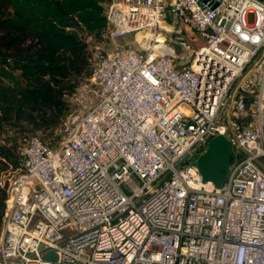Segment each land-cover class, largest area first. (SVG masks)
Returning a JSON list of instances; mask_svg holds the SVG:
<instances>
[{
    "label": "built area",
    "instance_id": "1",
    "mask_svg": "<svg viewBox=\"0 0 264 264\" xmlns=\"http://www.w3.org/2000/svg\"><path fill=\"white\" fill-rule=\"evenodd\" d=\"M105 15L57 144L29 138L0 174V264H264V56L234 97L233 137L221 116L264 46V0H113ZM135 32L146 48L114 43ZM218 134L234 156L216 187L192 161Z\"/></svg>",
    "mask_w": 264,
    "mask_h": 264
},
{
    "label": "trees",
    "instance_id": "2",
    "mask_svg": "<svg viewBox=\"0 0 264 264\" xmlns=\"http://www.w3.org/2000/svg\"><path fill=\"white\" fill-rule=\"evenodd\" d=\"M111 0H0V174L31 137L53 148L91 75L85 37L106 44ZM5 187L0 186V222Z\"/></svg>",
    "mask_w": 264,
    "mask_h": 264
},
{
    "label": "water",
    "instance_id": "3",
    "mask_svg": "<svg viewBox=\"0 0 264 264\" xmlns=\"http://www.w3.org/2000/svg\"><path fill=\"white\" fill-rule=\"evenodd\" d=\"M264 56V46L258 54L245 67L241 75L236 79L232 85L227 98L225 100L221 116H223L229 134L233 137L232 131L229 127L228 120L230 109L232 107L234 97L239 89L241 82L247 75L258 65ZM245 152L243 148H240ZM234 156L232 140L226 138L224 135L218 134L210 138L205 146V149L196 157L193 164L197 167L203 183L210 181L214 186L219 187L226 176L231 159ZM258 166L264 172V164L256 160ZM42 245H40L41 247ZM44 259H55L53 252H47L42 256Z\"/></svg>",
    "mask_w": 264,
    "mask_h": 264
},
{
    "label": "rangeland",
    "instance_id": "4",
    "mask_svg": "<svg viewBox=\"0 0 264 264\" xmlns=\"http://www.w3.org/2000/svg\"><path fill=\"white\" fill-rule=\"evenodd\" d=\"M113 1V0H111ZM107 4H104V6H106ZM175 29L178 31H180V33L184 36V37H189L190 39L194 38L195 37V34L192 30L186 28V27H177V26H174ZM162 33L160 35H158V38L161 36V39L162 41L161 42H157V45L160 46L162 45V42L163 44L165 45V50H167L166 48L167 47H170V48H174L176 49V54H178L179 50L177 47V45L179 46V43H181L179 41V38L175 35L171 36L169 38L168 34L165 35V33L163 31H161ZM85 40L88 43V49H91L92 46L96 43V41L90 37V36H87L85 37ZM183 40V39H182ZM193 40V39H192ZM151 42V39L149 37H146L144 36L143 33H130V34H127L125 36H121L119 38H117L114 43H116L117 45H123V46H129L131 48H134V49H143V48H146L147 45H149V43ZM177 44V45H176ZM71 99V98H70ZM72 111V110H71ZM239 151V150H238ZM242 153V152H240ZM195 160H193L192 162H194ZM11 168L9 167L7 170H5L4 172H1V173H4V174H8L10 175L12 172H11Z\"/></svg>",
    "mask_w": 264,
    "mask_h": 264
},
{
    "label": "bare ground",
    "instance_id": "5",
    "mask_svg": "<svg viewBox=\"0 0 264 264\" xmlns=\"http://www.w3.org/2000/svg\"><path fill=\"white\" fill-rule=\"evenodd\" d=\"M182 38L184 39V45H185V47H183L184 52L186 51V47H189V46L191 47V46L196 45L195 41H192V39H190L189 37L182 36ZM161 41H162L161 36L159 38L157 36L155 42H161Z\"/></svg>",
    "mask_w": 264,
    "mask_h": 264
}]
</instances>
